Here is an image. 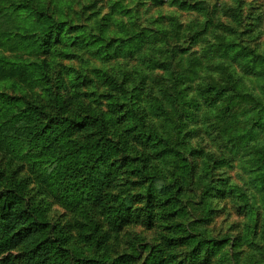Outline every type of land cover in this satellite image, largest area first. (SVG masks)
Wrapping results in <instances>:
<instances>
[{"label":"trees","instance_id":"16d2710c","mask_svg":"<svg viewBox=\"0 0 264 264\" xmlns=\"http://www.w3.org/2000/svg\"><path fill=\"white\" fill-rule=\"evenodd\" d=\"M34 3L0 0V153L24 161L42 192L88 219L83 238L95 249L89 255L72 248L66 226H48L26 198L28 179L0 170V264L129 263L132 254L110 257L98 250L131 223H143L148 231L160 226L163 245L152 250L146 243L152 251L144 264H176L177 246L189 249L186 264L248 262L252 252L243 258L234 253L239 243L253 232L251 244L264 247V6L253 8V23L243 13L242 18L232 14V25L219 20L232 29V38L213 45L215 57L208 62L216 73L195 86L190 84L194 76L176 69L180 63L174 55L184 48L172 44L167 32L158 36L168 46V62L153 63L167 72L161 94L176 110L167 132H159L145 121L139 96L124 81L100 67L87 68L88 75L78 71L74 59L82 40L76 24ZM244 4L232 0L229 7L233 12L247 8ZM94 43L103 48L98 55L110 53V42ZM230 48L232 64L221 59ZM105 85L111 91L104 108L80 102L83 95L97 102L106 95L101 92ZM184 85L190 94L179 103L187 94ZM192 107L194 127L215 126L223 139L232 137L242 183L210 172L214 163L228 159L203 153L198 162L199 146L185 143L181 127ZM201 108L205 112L198 114ZM170 118L171 112L165 121ZM226 193H232L247 220L237 234H220L212 226L215 219L210 220L209 197ZM253 257L255 264L264 261V254Z\"/></svg>","mask_w":264,"mask_h":264},{"label":"rangeland","instance_id":"374dc122","mask_svg":"<svg viewBox=\"0 0 264 264\" xmlns=\"http://www.w3.org/2000/svg\"><path fill=\"white\" fill-rule=\"evenodd\" d=\"M34 1L36 5L38 3L44 4L46 9L58 19L76 24L80 40H82V48L76 53L74 59L78 71L88 75L87 68L100 67L110 76L112 75L111 77L114 76V78L124 81V86L130 88L134 96H139L138 102L144 109L145 121L152 124L159 132H167V126L170 125L176 110L170 108L161 94L162 86L167 82V72L164 73L160 68H156L153 63L160 65L168 62L169 52H166L168 46L158 36H163V32H167L172 44L184 48L183 52L181 51L179 54L177 52L174 55L176 62L180 63L176 69L181 72H188L190 77L194 76L190 84L195 86L201 79L207 80L216 73L214 67L208 62L209 59L215 57L213 45L222 39L229 41L232 38V29L224 28L219 24V20L229 24L232 21V14L236 18L239 16L242 18L240 13H243L245 16L252 17H248L246 22L253 23V18H256L255 15H250L253 8L260 5L264 6V0H244V5H247V8L244 6L243 9L237 10L233 7L235 11L232 12V8L229 7L232 0ZM179 2H187L192 5L184 6ZM7 25L8 23H6ZM237 26L238 29L244 28L243 23H239ZM98 28L102 29L98 30ZM256 35L257 33L253 40L257 42L261 38L259 39ZM97 39L103 43L110 42V53L97 54L99 53L98 49L103 51L98 43H94V40ZM227 56H221V59L232 64V48L228 50ZM199 60H202V63L196 66ZM105 86H101V92L106 95L99 97L97 102L92 101L93 97L87 101L84 95L81 96L80 102H84V105L89 102L94 106L102 103L100 106L104 108L109 102L107 98L109 91H111L107 85ZM184 88H186L187 94L185 98H178L179 103L183 99H187L190 94L187 85H184ZM0 90L3 88L0 87ZM81 90L84 89H79V91ZM194 109V107L188 109L184 120L188 116L189 118L181 127V134L183 132L186 134L185 143L189 146L192 144L196 148L199 146L201 153L196 155L198 162H202L203 157L200 155L203 153L210 154L218 160L228 159V162L223 164L221 161H218L217 164L214 163L210 172H215L216 178L227 176L232 180L233 177L242 183L241 176L243 173L240 171V164L237 162L239 154L234 155L232 153V137L225 135V139H223L215 126L201 127V129L194 127L196 125L194 120L197 119H192L191 113L193 114ZM170 112L171 118L166 119V122V115ZM204 112V108L197 109L198 114ZM201 117L205 116L202 115ZM192 129L195 131L190 132ZM195 133L200 135L196 136ZM157 139L161 140L158 137ZM26 169L24 161H12L0 153V170L9 173L16 171V179H28L27 183H24L26 198L31 200L38 216L48 222V226L60 228L66 226L68 244L75 250L76 247H81L86 254H93L95 248L86 245L87 241L83 238L85 234L83 226L88 222V219L80 217L78 213L62 206L51 195L42 192L38 185L31 180ZM209 204L211 207L210 220L215 219L212 226L220 234H237L245 225L247 220L243 213H239V205L232 201V193H226L224 197L210 196ZM155 225L157 228L148 231L143 223L127 224L118 232L113 233L105 248L98 251L101 254H108L110 257H116L123 253L132 254L135 256L133 261L124 264H144L145 258L148 259L147 255L163 245L162 235H159L160 226ZM153 235H155L154 239L157 238L155 241L152 239ZM253 237L255 236L252 232L249 239L239 243L234 250V253L241 255L242 258L252 252L249 261L243 262V264H255V261H252L254 254H257V258L264 254V247L251 244L255 239ZM146 243L153 245V249L146 248ZM92 245L94 246V243ZM188 250L187 246H177L174 249L177 255L172 258L173 263L186 264ZM210 264L220 263L214 259ZM232 264L234 263L232 262ZM261 264H264V261Z\"/></svg>","mask_w":264,"mask_h":264}]
</instances>
